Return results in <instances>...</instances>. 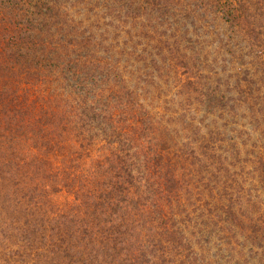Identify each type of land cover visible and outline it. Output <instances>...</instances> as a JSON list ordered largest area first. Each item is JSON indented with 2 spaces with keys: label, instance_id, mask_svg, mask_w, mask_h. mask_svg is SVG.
<instances>
[{
  "label": "trees",
  "instance_id": "trees-1",
  "mask_svg": "<svg viewBox=\"0 0 264 264\" xmlns=\"http://www.w3.org/2000/svg\"><path fill=\"white\" fill-rule=\"evenodd\" d=\"M0 264H264V0H0Z\"/></svg>",
  "mask_w": 264,
  "mask_h": 264
}]
</instances>
